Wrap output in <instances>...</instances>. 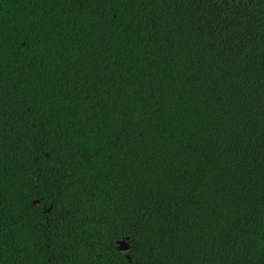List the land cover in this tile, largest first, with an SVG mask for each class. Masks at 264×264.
Returning <instances> with one entry per match:
<instances>
[{
	"label": "trees",
	"instance_id": "obj_1",
	"mask_svg": "<svg viewBox=\"0 0 264 264\" xmlns=\"http://www.w3.org/2000/svg\"><path fill=\"white\" fill-rule=\"evenodd\" d=\"M0 264H264V0H0Z\"/></svg>",
	"mask_w": 264,
	"mask_h": 264
},
{
	"label": "rangeland",
	"instance_id": "obj_2",
	"mask_svg": "<svg viewBox=\"0 0 264 264\" xmlns=\"http://www.w3.org/2000/svg\"><path fill=\"white\" fill-rule=\"evenodd\" d=\"M117 246L119 247V249H121L122 251H125L127 249V245L123 242V241H118L117 242Z\"/></svg>",
	"mask_w": 264,
	"mask_h": 264
}]
</instances>
